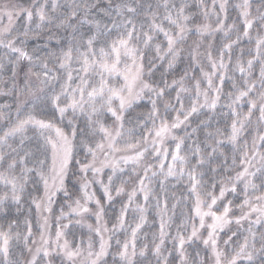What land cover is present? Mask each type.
I'll use <instances>...</instances> for the list:
<instances>
[{"label": "snow or ice", "instance_id": "1", "mask_svg": "<svg viewBox=\"0 0 264 264\" xmlns=\"http://www.w3.org/2000/svg\"><path fill=\"white\" fill-rule=\"evenodd\" d=\"M0 49V264H264V0H29Z\"/></svg>", "mask_w": 264, "mask_h": 264}, {"label": "trees", "instance_id": "2", "mask_svg": "<svg viewBox=\"0 0 264 264\" xmlns=\"http://www.w3.org/2000/svg\"><path fill=\"white\" fill-rule=\"evenodd\" d=\"M25 3L29 4V0H23ZM233 3L238 2V0H232ZM235 13L233 12V17H234ZM24 23V18L20 17L17 21H16V25L20 26ZM36 41H30V47L29 50L31 51V47H34L36 45ZM39 43L41 45H43L45 43V40L43 38L40 39ZM53 48L55 47V41L52 42L51 45ZM3 50L0 49V52H2ZM188 64V58L187 56H185L183 58L182 61L178 62L176 67L174 69L171 70H166V65H161L158 67L155 76L152 78L153 80H155L156 82L160 81L161 78V74L163 73L165 79H167L168 81H171L172 79H178L185 71L186 67ZM26 70V63H22L20 68L18 69V80L19 83L22 85L23 84V73ZM257 74H258V69H257ZM5 78H7L8 73H5ZM227 85H226V90H227ZM8 91L7 88L4 87H0V111H5L8 109V107L10 106V110H11V115L13 120H15L16 117V103L17 101L15 100L14 96L9 94V95H4L2 94L3 92ZM41 95V94H38ZM30 99V98H29ZM143 105H147V101L145 100L143 102V104L140 107H137L135 112H131L129 114L126 115H139L142 113H146L148 111V108L144 107ZM33 115H35L38 119H48L51 117L52 114V110L51 108L44 102L37 100L36 101V105L34 108H30L29 109ZM174 115V113L172 114ZM8 123L7 121L4 120H0V129H3L4 125ZM66 128V122L64 123V125H62ZM192 127H195V123L192 124ZM188 131H191V128L188 129ZM178 134L183 135V131L182 130H178ZM36 141H37V137H36V133L32 130L29 129L28 132L26 133V138H25V147H30L33 150H35V146H36ZM168 146H169V150L171 151V147H172V142L169 141L168 142ZM227 151V149L225 150ZM69 187H72V183L69 182ZM96 189V194L97 196L102 197V192L100 190L99 185H94L93 186ZM231 198V196L229 197ZM125 199V197H119L116 199V201L114 202V204L112 206L109 207V211H108V216H112L114 215L119 207H120V201ZM62 203V197H58L57 198V204L53 206V217L51 219V224H52V229L53 232L55 231L56 228V220H55V216L58 215V207L59 205ZM29 207H32L30 204L25 203L21 209V212L19 213V217H20V224H21V228H23V219L25 216H29V218L33 219L34 222V231H35V209L34 207H32V212L31 214L28 213L27 209ZM94 207V206H93ZM67 211V209H65ZM179 211V209H178ZM234 212L236 215H239V210L238 209H234ZM12 215L15 216L17 215L14 211L12 212ZM155 217V213L150 209L149 210V215H148V220L149 223L148 225H146V231L149 232V235L151 234V232L155 231L157 228V221L154 220ZM4 222L3 220V214H0V224H2ZM66 222V221H65ZM91 222L94 223V220H92ZM236 226L235 225H229L227 228H225V230L223 232L220 233V237L222 240L227 239L228 235H230L231 231L235 230ZM77 232L80 231H86L85 230H81L79 228L74 229ZM243 230L241 229V232ZM204 235L206 236V232L204 233ZM236 237H233V240H235ZM203 246L201 244H199V242H197L196 244H194L192 247H189L188 251L191 253L193 248H202Z\"/></svg>", "mask_w": 264, "mask_h": 264}, {"label": "rangeland", "instance_id": "3", "mask_svg": "<svg viewBox=\"0 0 264 264\" xmlns=\"http://www.w3.org/2000/svg\"><path fill=\"white\" fill-rule=\"evenodd\" d=\"M8 4H19L24 7H27L29 5L28 3H25L23 0H0V8ZM5 23H7V21H5Z\"/></svg>", "mask_w": 264, "mask_h": 264}]
</instances>
